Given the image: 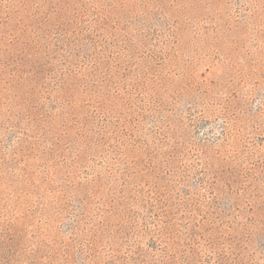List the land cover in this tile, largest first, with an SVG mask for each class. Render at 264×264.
Returning a JSON list of instances; mask_svg holds the SVG:
<instances>
[{
  "label": "rangeland",
  "instance_id": "obj_1",
  "mask_svg": "<svg viewBox=\"0 0 264 264\" xmlns=\"http://www.w3.org/2000/svg\"><path fill=\"white\" fill-rule=\"evenodd\" d=\"M0 264H264V0H0Z\"/></svg>",
  "mask_w": 264,
  "mask_h": 264
}]
</instances>
